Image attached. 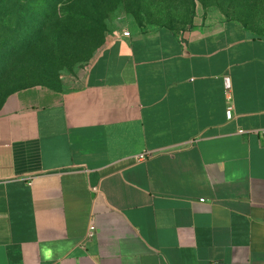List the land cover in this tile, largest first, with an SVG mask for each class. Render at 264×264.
Listing matches in <instances>:
<instances>
[{
    "label": "crops",
    "instance_id": "crops-1",
    "mask_svg": "<svg viewBox=\"0 0 264 264\" xmlns=\"http://www.w3.org/2000/svg\"><path fill=\"white\" fill-rule=\"evenodd\" d=\"M125 31L1 103L0 264H264V37Z\"/></svg>",
    "mask_w": 264,
    "mask_h": 264
},
{
    "label": "rangeland",
    "instance_id": "rangeland-1",
    "mask_svg": "<svg viewBox=\"0 0 264 264\" xmlns=\"http://www.w3.org/2000/svg\"><path fill=\"white\" fill-rule=\"evenodd\" d=\"M28 3L0 0V105L31 86L74 89L125 30L183 31L201 11L214 10L264 37V0H61L53 11Z\"/></svg>",
    "mask_w": 264,
    "mask_h": 264
},
{
    "label": "built area",
    "instance_id": "built-area-1",
    "mask_svg": "<svg viewBox=\"0 0 264 264\" xmlns=\"http://www.w3.org/2000/svg\"><path fill=\"white\" fill-rule=\"evenodd\" d=\"M123 35H124V36H129V32H128V31H123ZM226 98H227V101L230 103V102H231V97H230V95H229L228 93H226ZM225 115H226V118H227L228 120L231 119V117H232V113H231V108H230V107L227 108ZM240 133H242V131H240ZM256 133H257V134L259 133V134H261L262 136H264V131L256 132ZM145 157H146L145 154H140V155H137V156L135 157V160L138 162V161L143 160ZM91 230H92V227L90 228V230H89V232H88V236L91 235V233H92Z\"/></svg>",
    "mask_w": 264,
    "mask_h": 264
},
{
    "label": "trees",
    "instance_id": "trees-1",
    "mask_svg": "<svg viewBox=\"0 0 264 264\" xmlns=\"http://www.w3.org/2000/svg\"><path fill=\"white\" fill-rule=\"evenodd\" d=\"M34 1H36V3H38L39 6L42 5L43 7H45L44 9H46V10H52V11L61 2V0H28L29 3L27 5H32V2H34ZM43 17H44V15L42 16V18ZM241 24H243V23H241Z\"/></svg>",
    "mask_w": 264,
    "mask_h": 264
}]
</instances>
